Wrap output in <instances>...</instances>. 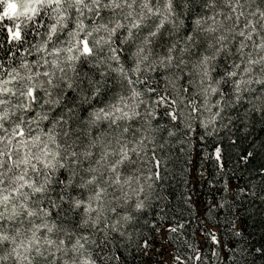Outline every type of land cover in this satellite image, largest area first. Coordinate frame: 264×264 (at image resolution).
<instances>
[{"label":"snow or ice","instance_id":"1","mask_svg":"<svg viewBox=\"0 0 264 264\" xmlns=\"http://www.w3.org/2000/svg\"><path fill=\"white\" fill-rule=\"evenodd\" d=\"M0 264H264V0H0Z\"/></svg>","mask_w":264,"mask_h":264}]
</instances>
